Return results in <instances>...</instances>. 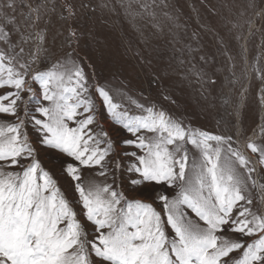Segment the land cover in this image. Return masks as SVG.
I'll return each mask as SVG.
<instances>
[{
    "label": "snow or ice",
    "instance_id": "6c2138e0",
    "mask_svg": "<svg viewBox=\"0 0 264 264\" xmlns=\"http://www.w3.org/2000/svg\"><path fill=\"white\" fill-rule=\"evenodd\" d=\"M137 2L145 12L156 4ZM118 3L140 14L132 0ZM92 4L0 0V89H7L0 95V264H264V117L249 135L247 89L230 114L234 137L189 129L143 93L100 84L75 52L81 32L74 25ZM57 45L73 53L52 62ZM257 73L264 112V73ZM97 102L129 134L123 144L136 149L123 153L133 160L128 183L141 194L165 188L153 203L117 186L122 157L107 131L97 133ZM41 150L53 154L52 168L42 165Z\"/></svg>",
    "mask_w": 264,
    "mask_h": 264
},
{
    "label": "rangeland",
    "instance_id": "374dc122",
    "mask_svg": "<svg viewBox=\"0 0 264 264\" xmlns=\"http://www.w3.org/2000/svg\"><path fill=\"white\" fill-rule=\"evenodd\" d=\"M102 2L108 7L99 6ZM147 2L151 4L152 0ZM164 3L168 7L156 0L160 6L153 4L145 12L137 0H132L133 13L140 14L129 15L118 0H93V10L85 12L74 25L81 32L75 48L77 62L100 84L114 89L123 85L121 91L134 96L143 93L189 129L214 134L239 135L230 114L241 92L247 89L243 120L252 135L264 117L257 101L261 87L257 69L264 73V0H164ZM113 5L114 11L110 10ZM65 52L73 53V47L57 45L51 61L62 59ZM209 78L215 83L209 84ZM29 83L39 91L37 85ZM6 91L0 89V95ZM22 95L25 101L30 99L27 92ZM165 95L176 103L166 101ZM28 107L34 108L35 100ZM96 113L97 133L100 128L107 131L113 153L122 157V167L116 171L117 186L130 198L153 203V194L165 188L148 186L142 188L143 194L133 189L128 183V168L133 160L123 156L125 152L136 151L123 144L130 136L111 120L99 102ZM5 122V115L0 114V124ZM27 131L36 138L32 124H28ZM240 144L243 147V137ZM39 159L45 168H52L53 154L41 150ZM60 163V159L55 160L56 175L62 187L68 189L70 182L60 171ZM84 171L86 175L93 174ZM111 179L109 176V182ZM154 206L159 210L158 203Z\"/></svg>",
    "mask_w": 264,
    "mask_h": 264
},
{
    "label": "bare ground",
    "instance_id": "6f19581e",
    "mask_svg": "<svg viewBox=\"0 0 264 264\" xmlns=\"http://www.w3.org/2000/svg\"><path fill=\"white\" fill-rule=\"evenodd\" d=\"M262 13V12H261ZM263 15V14H262Z\"/></svg>",
    "mask_w": 264,
    "mask_h": 264
}]
</instances>
